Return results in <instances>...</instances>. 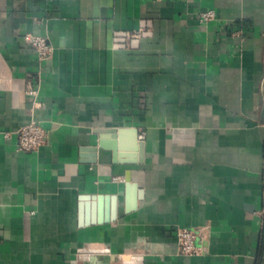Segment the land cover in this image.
<instances>
[{
    "label": "crops",
    "instance_id": "1",
    "mask_svg": "<svg viewBox=\"0 0 264 264\" xmlns=\"http://www.w3.org/2000/svg\"><path fill=\"white\" fill-rule=\"evenodd\" d=\"M0 133V264H264V0H0Z\"/></svg>",
    "mask_w": 264,
    "mask_h": 264
},
{
    "label": "built area",
    "instance_id": "2",
    "mask_svg": "<svg viewBox=\"0 0 264 264\" xmlns=\"http://www.w3.org/2000/svg\"><path fill=\"white\" fill-rule=\"evenodd\" d=\"M214 17L213 11H206L200 15V22L207 23ZM24 43L29 46L35 54L38 62H46L52 56V47L46 43L43 37L35 36L32 34H26L23 36ZM29 95L35 96L36 92L30 90ZM11 133H0V144L2 139H9ZM17 140V150L21 152H30L41 147L45 140V131L35 121L28 123L27 125L18 129L15 133ZM144 133L140 137H143ZM114 181L121 180L120 178H114ZM176 241L178 249L182 255L196 256L198 255V249L195 246L196 234L190 229H178L176 231Z\"/></svg>",
    "mask_w": 264,
    "mask_h": 264
}]
</instances>
